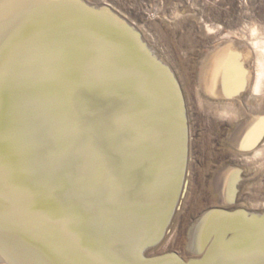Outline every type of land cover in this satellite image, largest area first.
Listing matches in <instances>:
<instances>
[{
	"label": "bare ground",
	"instance_id": "1",
	"mask_svg": "<svg viewBox=\"0 0 264 264\" xmlns=\"http://www.w3.org/2000/svg\"><path fill=\"white\" fill-rule=\"evenodd\" d=\"M41 2L46 6L16 8L0 21V46L13 69L0 84V126L8 125L0 136V150L20 153L24 173L21 184H11L14 169L0 162V194L9 202L0 215V264H49L42 253L50 249L61 254L55 264H118L115 253L108 252L117 248L126 261L167 252L188 261L203 256L199 253L206 250L211 233L216 236L201 264H264V28L251 23L221 30L190 3L171 15L152 8L151 15H160L162 22L154 20L148 28L105 0ZM30 29L31 37L22 38ZM161 40L167 41L175 61L159 49ZM80 45L91 55L82 58L83 79L73 82L60 75L62 50ZM41 83L47 85V94L31 95ZM189 91L225 136L220 155L239 160L215 171L216 205L194 220L190 217L201 199L193 184L197 168ZM93 113L121 117L128 128L127 178L114 200L107 199L113 191L112 161L102 142L100 155L88 153L69 171L72 188L67 195L49 183L53 169L69 167L75 159V138L83 121L96 119ZM185 117L188 145L182 178ZM60 144L67 151H56ZM30 151L42 158L33 160ZM34 181L41 184L39 190ZM78 182L91 197L87 206ZM201 185L208 190L202 180ZM54 199L64 202L63 214L53 206ZM73 202L86 214L75 213ZM170 216L164 238L141 251L145 243L154 242ZM230 230L235 235L226 242ZM89 234L98 236V253L81 246ZM249 235L253 239L247 245ZM179 243L186 254L168 248Z\"/></svg>",
	"mask_w": 264,
	"mask_h": 264
},
{
	"label": "snow or ice",
	"instance_id": "2",
	"mask_svg": "<svg viewBox=\"0 0 264 264\" xmlns=\"http://www.w3.org/2000/svg\"><path fill=\"white\" fill-rule=\"evenodd\" d=\"M44 6L46 4L41 2V0H0V21L4 19L6 13L13 9L22 7L39 8ZM0 31H2V27H0ZM32 31L33 29L26 31L22 38H30ZM85 54L91 55V52L85 49L83 45L77 47L66 46L62 50L64 64L60 68V75L71 79L73 82H80L83 79L80 65ZM12 73L10 56H6L4 47L0 46V84L3 83L6 77H10ZM96 87L100 88V85H96ZM47 92L48 87L44 83L38 84L30 90V94L37 98L46 95ZM136 103H139V100H136ZM92 115H95L96 119L90 122L83 121L82 127L79 128L75 138V144L73 145L76 149L75 159L69 167L59 166L53 169L48 174L49 183L55 186V190L67 195L72 188V185L68 181L69 171H74L83 162V158L88 153L100 155L98 143L102 142L104 152L108 154L112 161L113 191L107 196V199L114 200L119 196V189L127 178L125 156L128 149L127 141L129 140L127 135L128 128L123 123L121 117L101 113H93ZM7 127V124L0 126V136L4 134ZM56 151H67V148L64 144H60L57 146ZM28 155L35 161H39L42 158L34 151H30ZM46 155L50 156L51 154ZM20 156L21 154L15 150H0V162H7L14 169L13 173L9 176V183L14 185L21 184L24 179L23 169L20 167ZM2 176L3 167L0 166V177ZM33 183L34 188L39 190L41 184L36 181ZM8 203L6 198L0 194V215H2L3 209ZM63 203L61 199H54L53 206L60 214H63L65 211ZM70 207L80 216L86 214V210L78 202L71 203ZM74 231L79 232V229L75 228ZM96 243L95 235L89 234L88 242L84 243L81 241V246L87 249H94L98 253L99 248L96 247ZM42 255H46L49 258V264H55L61 254L56 249H50L46 253H42Z\"/></svg>",
	"mask_w": 264,
	"mask_h": 264
},
{
	"label": "rangeland",
	"instance_id": "3",
	"mask_svg": "<svg viewBox=\"0 0 264 264\" xmlns=\"http://www.w3.org/2000/svg\"><path fill=\"white\" fill-rule=\"evenodd\" d=\"M105 1H108L113 7L122 11L123 14L125 13V15H128L127 17L132 18V20L134 19L137 23L141 25L147 24L148 28H150L149 26L152 24V22L154 23V20L156 21L155 23L157 24H161L162 22L160 15H157V17L151 15L152 13L149 11L152 8L158 10V12L165 10L167 14L171 15V12H173L172 14H174L175 13L174 11L181 9L182 5L186 3L188 4L190 3L193 6V9L198 11L199 16L202 17L204 20L205 19L207 20L208 24L214 27H216L217 25L221 26V30L243 29L246 26L252 25L254 23L264 28V0H168V1L167 0H105ZM163 1L166 3H163ZM201 8L204 10H202ZM164 28H167L165 27V24H164ZM172 36H174V34ZM174 37L176 38V36ZM159 46H160L159 47L160 50L162 49L166 54H168V56L171 59L175 61L167 41L161 40L159 42ZM187 100L190 109V121L193 126L192 129L193 154L195 158L194 159L195 166L197 168L195 169V173H194L195 179L193 181V184L195 189L194 191L196 195L198 194L197 198L201 199L199 204L197 205V209L195 210V213L190 217L192 220H194L196 216L199 215L203 210L213 205H216L215 204L216 197H214L216 194H214L213 192V185H212L215 171L224 164H230V165L231 163L236 164L239 162V160L233 157L231 154H228L225 158H223L220 155L221 152L223 151L221 142L225 139V136L224 135L220 136V134L216 131V129H214L215 122L213 117H211V115L208 112L204 110L202 111L200 109L196 101V95L194 94L193 91H189L187 93ZM220 156L223 159L220 158ZM201 170H202V174H201ZM201 180L206 183V187L208 188L207 191H204L203 186L201 185ZM181 221H183V217L179 218L180 224L182 223ZM246 237L249 239L247 244L249 245L252 242L253 236L249 235ZM168 248L176 249L179 250L180 252H183V254H186L184 243L169 245Z\"/></svg>",
	"mask_w": 264,
	"mask_h": 264
},
{
	"label": "water",
	"instance_id": "4",
	"mask_svg": "<svg viewBox=\"0 0 264 264\" xmlns=\"http://www.w3.org/2000/svg\"><path fill=\"white\" fill-rule=\"evenodd\" d=\"M178 89L179 91L181 92V89L179 88L178 86ZM183 106H184V103H183ZM185 108H184V114H185ZM184 119V124H185V145H186V150H185V154H184V157L182 159V162H181V165H180V170L183 169L182 171V178L184 176V173H185V168H186V163H187V145H188V122H187V119L186 117L183 118ZM71 177H72V180H74L73 182L75 181H78L77 180V175L76 173H71ZM71 180V181H72ZM238 181H241L239 179H237ZM81 182V181H80ZM78 184V187H79V191L81 192L80 193V196L81 198H85L86 201H85V205L87 206L88 204H90V201H91V197H89V194L87 196V194H84V189H85V185H81V183H77ZM84 184V183H83ZM182 184L183 182L180 183L181 187H180V190H179V193L181 191V188H182ZM54 187V186H53ZM54 191V190H52ZM155 198V195L153 197H151L150 200H153ZM179 200V195L176 199V202H178ZM176 207V205H175ZM243 211V209H240V210H235V211H229V210H226V209H217L216 212H225V213H229V214H234V213H239ZM172 215V213H171ZM248 219L252 218V216H249L247 217ZM170 220H171V216L168 220V223H166V225H164V229H160L156 239L154 240V242H147L145 243L144 247H142V250L141 251H144V249L147 247V246H151L152 244H158L165 236V232H166V228L168 227L169 223H170ZM101 222H98V223H102V219H100ZM96 222V221H95ZM98 230V229H97ZM235 235V232L233 230H230V231H227L225 233V241H229L233 236ZM215 236H216V233H211L210 234V238L207 242V247H206V250H203L199 253L203 254V256L201 258H197V259H192V260H188V261H185L182 257H180L177 253L175 252H167V253H164V254H161V255H156V256H144V255H139L140 257H134V259H130V261L127 259L126 261V257L122 255V251L120 249L117 248L116 249H110V251H108L109 253H115L113 256H115L114 258L116 259V261L118 262V264H201V262H203L204 259H206V257L208 256V250L210 249V246L212 244V242H214V239H215ZM98 237V236H96ZM97 242V241H96ZM99 243V242H97ZM205 251V252H204ZM240 260H238V262H240Z\"/></svg>",
	"mask_w": 264,
	"mask_h": 264
}]
</instances>
